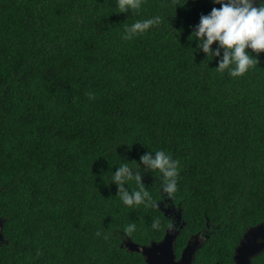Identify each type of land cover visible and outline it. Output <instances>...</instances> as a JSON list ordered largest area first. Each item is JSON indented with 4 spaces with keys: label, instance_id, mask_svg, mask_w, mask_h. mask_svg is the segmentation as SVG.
Masks as SVG:
<instances>
[{
    "label": "trees",
    "instance_id": "obj_1",
    "mask_svg": "<svg viewBox=\"0 0 264 264\" xmlns=\"http://www.w3.org/2000/svg\"><path fill=\"white\" fill-rule=\"evenodd\" d=\"M213 7L146 0L136 15L115 0H0V264H147L123 241H160L170 219L160 204L125 206L108 182L135 161L158 198L140 157L161 149L180 161L177 255L205 230L192 264H234L245 231L264 222V52L238 78L215 69L222 50L212 61L195 52L188 36ZM155 15L158 27L122 38Z\"/></svg>",
    "mask_w": 264,
    "mask_h": 264
},
{
    "label": "clouds",
    "instance_id": "obj_2",
    "mask_svg": "<svg viewBox=\"0 0 264 264\" xmlns=\"http://www.w3.org/2000/svg\"><path fill=\"white\" fill-rule=\"evenodd\" d=\"M115 2L119 13L131 12L139 15L146 0H115ZM212 3L220 7H213L208 14L200 16L199 23L195 25L188 40L195 41L196 46L192 49H195V52L202 51L209 61L221 57L222 50V58L215 69L220 73L227 72L234 78L241 77L258 65V57L264 52V0H261L259 6H255V0H212ZM161 23L162 17L159 15L136 20L125 27L122 38L131 40L158 27ZM87 96L89 100L95 99L91 92L87 93ZM140 163L152 173L154 179L161 181L155 189L158 198L153 197L151 191L143 184L139 165L135 161H123L116 166V171H111L112 175L108 183L117 186V196L125 206L135 209L143 205L148 209H159V204H166L167 200L172 201L178 191L180 161L161 149L154 152L147 151L140 157ZM130 181H135L138 190L129 189ZM125 184L128 185L127 189L124 187ZM161 227V218L153 217L151 230L158 231ZM172 227L169 225V230ZM134 229L133 222L122 231L130 234ZM96 235L101 236L102 233L97 231ZM103 238L108 239V234H104Z\"/></svg>",
    "mask_w": 264,
    "mask_h": 264
},
{
    "label": "water",
    "instance_id": "obj_3",
    "mask_svg": "<svg viewBox=\"0 0 264 264\" xmlns=\"http://www.w3.org/2000/svg\"><path fill=\"white\" fill-rule=\"evenodd\" d=\"M181 219V214L178 215ZM3 222L0 220V226ZM178 230L175 226L166 230L164 238L159 242H152L151 245H141L131 238H126L123 242L129 251L140 252L146 257L149 264H191L196 248L190 243L184 248L180 261L176 260L174 244ZM2 235L0 234V240ZM264 250V223L249 227L239 245L236 247L234 259L236 264H251L252 257Z\"/></svg>",
    "mask_w": 264,
    "mask_h": 264
},
{
    "label": "flooded vegetation",
    "instance_id": "obj_4",
    "mask_svg": "<svg viewBox=\"0 0 264 264\" xmlns=\"http://www.w3.org/2000/svg\"><path fill=\"white\" fill-rule=\"evenodd\" d=\"M261 2V0H255V6H259V3ZM160 208L162 209V210H164V212H165V214L168 216V218L170 219V224L169 225H172V226H175V228L178 230V235L180 234V232H181V229H183L184 228V226H185V224H186V221L183 219V215H182V209L179 207H177L176 206V203L175 202H173V201H171L170 202V204L167 206V205H165L164 203H161L160 204ZM179 214H181V219L179 220L178 219V215ZM262 223H264V222H262ZM207 225L208 226H210V224H209V219L207 220ZM168 228H169V226H168ZM167 228V229H168ZM166 229V230H167ZM165 233H166V231H165ZM178 235H177V237H178ZM164 236H165V234H164ZM164 236H163V238H164ZM208 236H209V234H207L206 233V231L205 230H201V231H199V232H197V233H195V234H193L189 239H188V241H187V243H186V245L183 247V249H182V251H181V253H180V255L178 256L177 255V253H176V250H175V244H174V250H175V254H176V260L177 261H180L181 260V256H182V252H183V250H184V248L188 245V243H190L191 244V246H193L194 248H196V251L201 247V245H202V243H203V241L206 239V238H208ZM177 237H176V239H177ZM128 238H130V237H128ZM162 238V239H163ZM161 239V240H162ZM242 239V238H241ZM240 239V240H241ZM160 240V241H161ZM124 242V241H123ZM152 242H154V241H152ZM151 242V243H152ZM155 242H159V241H155ZM175 242H176V240H175ZM151 243L150 244H147V245H151ZM240 243V242H239ZM141 245H145V244H141ZM239 245V244H238ZM237 245V246H238ZM236 246V247H237ZM236 247H235V251H236ZM196 251H195V254H194V258H193V260H192V262L194 261V259H195V256H196ZM235 251H234V254H235ZM261 253V252H260ZM260 253H258V254H260ZM234 254H233V262H234V264H236V261H235V259H234ZM257 254V255H258ZM143 255V254H142ZM256 255V256H257ZM144 256V255H143ZM255 257V256H254ZM254 257H252V259H251V264H257L256 262H255V260H254ZM144 258H145V262L147 263V264H149L147 261H146V257L144 256ZM192 262H191V264H192ZM217 264H219V263H217Z\"/></svg>",
    "mask_w": 264,
    "mask_h": 264
}]
</instances>
